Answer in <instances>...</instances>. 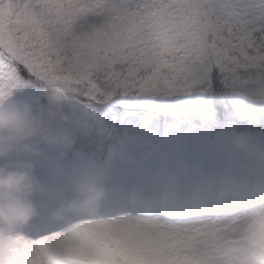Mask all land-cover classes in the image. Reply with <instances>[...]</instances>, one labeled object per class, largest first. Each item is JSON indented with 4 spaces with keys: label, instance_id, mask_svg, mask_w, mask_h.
<instances>
[{
    "label": "snow or ice",
    "instance_id": "snow-or-ice-1",
    "mask_svg": "<svg viewBox=\"0 0 264 264\" xmlns=\"http://www.w3.org/2000/svg\"><path fill=\"white\" fill-rule=\"evenodd\" d=\"M8 104L74 140L0 158L41 186L9 264L66 229L68 264H264V0H0ZM85 178L106 194L70 209Z\"/></svg>",
    "mask_w": 264,
    "mask_h": 264
},
{
    "label": "clouds",
    "instance_id": "clouds-1",
    "mask_svg": "<svg viewBox=\"0 0 264 264\" xmlns=\"http://www.w3.org/2000/svg\"><path fill=\"white\" fill-rule=\"evenodd\" d=\"M46 87L50 104L58 108L67 99L66 94L53 86ZM48 116L71 119L52 110ZM35 137L67 147L74 144V140L64 137L62 132L52 130L45 122L43 112H33L14 104L0 106V158L12 153L39 155L40 148L30 143ZM40 187L31 162L22 160L13 167L0 166V264H9L16 257L25 258V242L29 237L23 228L36 213L32 197ZM76 191L79 198L70 201L68 207L81 212L90 211L106 194L98 179H82L77 183ZM77 243L70 229L50 237L41 251L44 264H68L70 252Z\"/></svg>",
    "mask_w": 264,
    "mask_h": 264
}]
</instances>
